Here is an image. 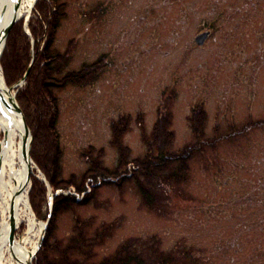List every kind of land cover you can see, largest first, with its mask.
I'll return each mask as SVG.
<instances>
[{
	"label": "rangeland",
	"instance_id": "374dc122",
	"mask_svg": "<svg viewBox=\"0 0 264 264\" xmlns=\"http://www.w3.org/2000/svg\"><path fill=\"white\" fill-rule=\"evenodd\" d=\"M62 1L49 51L64 54L67 64L56 76L92 64L96 74L51 87L57 99L52 157L58 177L74 175L83 189L49 185L31 156L37 145L30 131L29 203L34 180L45 189L35 201L40 218L30 203L36 225L44 226L28 264H36L42 244L69 242L75 226L89 237L105 229L94 242L95 260L126 242L147 264H264V0ZM36 2L9 27L0 60L13 26L30 35ZM204 31L207 38L196 43ZM43 45L41 39L33 56ZM19 81L12 92L24 115ZM159 119L169 123L166 152L194 147L180 178L167 177L175 163L147 176L137 164L156 146ZM120 120L126 125L117 143L112 125ZM121 152L125 172L115 175ZM89 159L107 173L84 177ZM138 184L153 195L150 203ZM59 195L74 199L47 234ZM26 228L24 222L13 230L14 239Z\"/></svg>",
	"mask_w": 264,
	"mask_h": 264
},
{
	"label": "trees",
	"instance_id": "16d2710c",
	"mask_svg": "<svg viewBox=\"0 0 264 264\" xmlns=\"http://www.w3.org/2000/svg\"><path fill=\"white\" fill-rule=\"evenodd\" d=\"M64 7L65 2L62 0H37L34 15H32L28 23L30 35L23 31L21 25L13 26L9 30L0 62L3 67L5 82L8 85L16 83L23 78L27 69H29L24 78V85L19 89L16 96L19 104L23 105L25 121L33 137L32 144L37 145L35 146L37 153L33 152L31 156L40 169L44 171L49 185L54 190L59 187L64 188L68 185H73L77 191H81L83 185L82 183L79 185L74 181V175H71L68 179H60L58 177L59 167L56 160L54 161V156L52 157L56 152L55 148L57 146V133L54 130V123L57 117V99L51 87L54 85L58 87V82H60V85L68 81L80 84L85 77H90L89 79L93 80L96 68L92 64L86 72L83 70L75 73L69 71L62 77V74L60 77L56 76L57 73L62 72L67 60L63 57L64 54L61 55L55 53V51H49V48L52 46L53 33L59 24V18L64 16ZM41 39H44L43 49L33 56L31 50L37 52ZM31 57L34 59L31 66L28 67ZM117 123L113 124L112 127L116 133L115 140L119 143V133L123 131L126 121L120 120ZM167 124H169L167 119L164 121L159 119L157 121L155 128L159 129V135L153 137L156 146L151 144L152 147H149V151L142 158L141 163H137L143 175H150L153 170L158 168L162 170L168 167L167 164L171 165L173 163L178 164V167H169L166 170L167 173H170L167 177L180 178L183 176L181 171H186L184 163L190 156V149L192 150L194 147H186V149L176 153L166 152V145H168L170 139V132L166 129ZM192 126L195 127L194 132L198 134L201 120L197 119V122H194ZM156 129L154 134H156ZM32 148L34 149V146ZM123 162L126 161H124L123 153L121 152L118 165L114 171L115 175L125 172L122 167L124 166ZM88 163L89 169L84 177L90 174L101 175L107 173V169L101 167L96 159H89ZM122 178H125V176H122ZM38 182L34 180L32 184L30 203L37 217L40 218L41 214L39 209L36 208L35 201L38 194L41 193V188L44 187L40 182L38 185ZM138 189L145 202L150 203L153 198L151 192L141 184H138ZM71 198L74 199L68 195L55 197L52 212L48 219L47 234L54 226L53 219L55 215L71 205ZM74 231L75 234L64 245L60 243L52 244L49 241L42 244L38 250L37 259L35 258L36 264H147L140 254V250L133 248L130 243L126 242L122 243L111 255L101 260H95L93 259L94 242L102 237L105 229L96 231L97 235L94 233L91 237L84 235L85 233L82 232L80 227L75 226Z\"/></svg>",
	"mask_w": 264,
	"mask_h": 264
},
{
	"label": "bare ground",
	"instance_id": "6f19581e",
	"mask_svg": "<svg viewBox=\"0 0 264 264\" xmlns=\"http://www.w3.org/2000/svg\"><path fill=\"white\" fill-rule=\"evenodd\" d=\"M36 0H0V52L3 29L11 19L27 17ZM15 8V10H14ZM0 65V264H28L44 226L36 225L28 199L30 179L27 176L28 137L21 114L14 105L13 92L7 90ZM25 147V148H24ZM11 220L15 230L20 224L26 229L20 239H9Z\"/></svg>",
	"mask_w": 264,
	"mask_h": 264
},
{
	"label": "water",
	"instance_id": "95a60500",
	"mask_svg": "<svg viewBox=\"0 0 264 264\" xmlns=\"http://www.w3.org/2000/svg\"><path fill=\"white\" fill-rule=\"evenodd\" d=\"M14 10H15V8H14ZM15 20H16V19H11V20L7 23V25L5 26V28L3 29V32H2V33H3V35H2V41H3V44H4L5 36L7 35L8 29H9V27L11 26V24H13V23L15 22ZM208 34H209L208 31H204V32H201V33L197 34V35L195 36V41H196V43L201 44V43L205 40V38H207ZM28 71H29V69H27V71H26L25 74L23 75V79H24L25 76L27 75ZM19 82H20V81H19ZM19 82L15 83V84L12 85V86H8L7 90H8V91H11L13 88H16ZM13 100H14L13 102H14L15 108H16V110L21 114V117H22V120H23V124H24L25 134H24V136H23L22 145L25 146V143H26V140H27V137H28V139H29V141H28V146L30 147L31 134H30L29 127H28V125L26 124L25 117H24V115H23V113H22L21 108L19 107L18 103L16 102L15 98H13ZM24 148H25V147H24ZM26 157H29L30 161H32V160H31V157H30V154H29V148H28V153L26 152ZM28 168L30 169V164H29V163H28V167H27V169H28ZM29 172H30V170H28V173H27V176H28V177H29ZM13 229H14V226H13V220H11V229H10V233H9V239H10V240H12V237H13ZM28 263H29V261H28Z\"/></svg>",
	"mask_w": 264,
	"mask_h": 264
},
{
	"label": "flooded vegetation",
	"instance_id": "af4514ba",
	"mask_svg": "<svg viewBox=\"0 0 264 264\" xmlns=\"http://www.w3.org/2000/svg\"><path fill=\"white\" fill-rule=\"evenodd\" d=\"M209 32V31H208Z\"/></svg>",
	"mask_w": 264,
	"mask_h": 264
}]
</instances>
